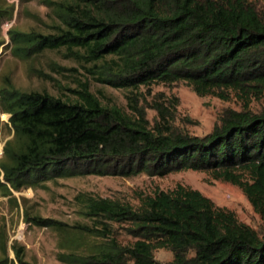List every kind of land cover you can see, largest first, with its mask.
I'll return each mask as SVG.
<instances>
[{
    "label": "trees",
    "instance_id": "obj_1",
    "mask_svg": "<svg viewBox=\"0 0 264 264\" xmlns=\"http://www.w3.org/2000/svg\"><path fill=\"white\" fill-rule=\"evenodd\" d=\"M41 1L52 18L50 30L10 28L6 47L25 60L62 51L97 81L124 89L130 111L103 103L84 81L64 98L23 90L7 76L0 83V113L10 114L5 125L13 136L0 157L3 195L74 176L196 170L238 185L264 218V110L227 109L209 133L193 135L151 124L140 105V90L154 83L186 82L199 95L223 99L231 92L242 98L261 93L262 0ZM14 8L0 0V23ZM78 199L91 223L71 232L56 219L29 216L38 226L69 232L65 247L77 248L61 254L66 263L264 264V233L199 189L177 184L140 193L138 205L89 193ZM113 224L131 240L113 236ZM0 242V264H15L6 241ZM158 248L173 258L157 260ZM12 249L25 264L22 246L15 241Z\"/></svg>",
    "mask_w": 264,
    "mask_h": 264
},
{
    "label": "rangeland",
    "instance_id": "obj_2",
    "mask_svg": "<svg viewBox=\"0 0 264 264\" xmlns=\"http://www.w3.org/2000/svg\"><path fill=\"white\" fill-rule=\"evenodd\" d=\"M7 1L14 4L15 8L13 17L0 23V40L5 41L0 47V83L9 76L23 90H45L56 96L69 98L73 96L71 89L79 87L80 82L84 81L103 103H116L130 111L128 93L124 89L97 81L85 67L65 56L60 50L46 51L27 60L14 56L10 47H6L10 41V28L24 31L50 30L49 26L53 22L48 7L41 0ZM140 92L144 93L140 105L151 124H167L174 130L193 135L209 133L220 122L227 109L247 108L255 112L264 110V90L248 98L231 92L228 99H223L212 94L199 95L186 82H177L154 83L148 88L143 87ZM160 107L166 108L167 113L164 116ZM9 116L8 113H0V157L3 155L6 140L13 136L10 124L5 125ZM177 184L201 190L218 205L233 209L241 221L248 223L261 234L264 233V218L254 209L238 185L214 179L208 172L182 170L164 176H150L145 173L130 177L74 176L21 191L11 189L12 193L7 195L0 191V241H6L9 256L14 259L15 264H20L12 249L15 241L22 246L25 264H69L60 259L64 252L77 248L71 245L65 247L70 237L68 233L79 223H91L90 219L80 214L78 195L89 193L127 200L138 205V194L172 189ZM32 215L56 219L70 231L65 233L51 227L38 226L30 221L29 216ZM113 226V236L118 240H131L122 225ZM91 240L100 242L102 239L93 237ZM75 251L84 249L78 248ZM154 255L162 262L173 258V253L165 248L156 249Z\"/></svg>",
    "mask_w": 264,
    "mask_h": 264
}]
</instances>
